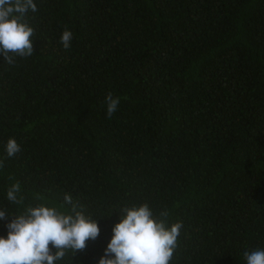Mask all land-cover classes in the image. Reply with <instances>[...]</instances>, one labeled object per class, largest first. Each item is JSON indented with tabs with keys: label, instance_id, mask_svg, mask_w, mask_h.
<instances>
[{
	"label": "trees",
	"instance_id": "obj_1",
	"mask_svg": "<svg viewBox=\"0 0 264 264\" xmlns=\"http://www.w3.org/2000/svg\"><path fill=\"white\" fill-rule=\"evenodd\" d=\"M34 2V54H0V210L95 218L99 237L55 264H99L119 211L143 203L182 222L170 264L264 249V0Z\"/></svg>",
	"mask_w": 264,
	"mask_h": 264
},
{
	"label": "clouds",
	"instance_id": "obj_2",
	"mask_svg": "<svg viewBox=\"0 0 264 264\" xmlns=\"http://www.w3.org/2000/svg\"><path fill=\"white\" fill-rule=\"evenodd\" d=\"M29 10L38 11L34 0H0V54L9 65L15 63V56L34 54L35 31L24 19ZM72 39V31L66 29L60 42L68 49ZM105 103L106 115L111 119L118 109L119 97L109 92ZM20 151L17 140L10 138L6 143L7 156L14 157ZM19 192L20 184H12L7 190V200L23 204ZM64 201L73 204L70 194H65ZM77 208L73 205L70 214L44 204L29 205L20 214L0 210V220L13 217L6 225L7 236H0V264H55L68 250L76 253L85 249L86 242L97 239L101 229L95 218ZM119 214L120 221L113 227V236L99 264H170L178 247L182 222L169 226V212L154 215L148 203L124 206ZM243 256L246 264H264V249L245 251Z\"/></svg>",
	"mask_w": 264,
	"mask_h": 264
}]
</instances>
